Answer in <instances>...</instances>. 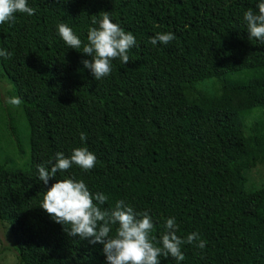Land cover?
<instances>
[{
    "label": "trees",
    "instance_id": "trees-1",
    "mask_svg": "<svg viewBox=\"0 0 264 264\" xmlns=\"http://www.w3.org/2000/svg\"><path fill=\"white\" fill-rule=\"evenodd\" d=\"M28 4L34 15L0 24V49L11 53L0 57V76L21 99L19 119L0 137V222L18 264H107L102 244L69 236L40 207L44 191L69 176L107 195L102 208L123 199L148 211L157 240L167 217L182 239L198 232L205 248L183 244L179 264H264V187L246 189L245 176L264 160V131L241 116L264 111V42L249 39L243 19L258 0ZM101 11L137 44L126 65L115 59L111 74L96 80L82 63L91 57L68 48L56 25L68 24L86 43ZM157 32L175 39L152 45ZM205 82L215 84L211 93L199 88ZM74 147L96 155L92 170L73 165L48 185L39 180L37 165Z\"/></svg>",
    "mask_w": 264,
    "mask_h": 264
},
{
    "label": "clouds",
    "instance_id": "clouds-1",
    "mask_svg": "<svg viewBox=\"0 0 264 264\" xmlns=\"http://www.w3.org/2000/svg\"><path fill=\"white\" fill-rule=\"evenodd\" d=\"M257 10L248 9L243 19L247 24L249 39L264 42V0H258ZM35 8L30 7L28 0H0V24L15 23L17 13L32 16ZM88 28L87 42L66 23L56 25L58 34L68 48L80 50L91 59L82 61L96 80L109 76L112 72V61L119 59L123 64L130 60L129 50L136 46L137 40L130 31H125L114 22L107 11H101L99 16L92 15ZM175 35L172 32H157L150 39L152 45L168 44ZM11 53L0 49V57L9 58ZM11 105H20L19 97L7 101ZM80 139L85 141L87 134L81 132ZM97 157L88 147H74L70 156L58 151L54 162L47 161L37 165L39 180L48 185L49 180L57 173L67 172L78 166L84 171H90L96 166ZM50 166V167H49ZM109 197L102 192L93 194L84 180L72 176L60 178L43 193L40 207L52 219L65 226L64 231L71 237L78 236L89 243H100L107 264H161L160 257H172L179 262L185 256L181 246L193 244L204 249L207 241L200 238L198 232H192L182 239L177 235L179 226L175 217L164 218L163 231L159 240L152 235L154 222L148 211H136L125 200H117L114 206L102 208Z\"/></svg>",
    "mask_w": 264,
    "mask_h": 264
},
{
    "label": "rangeland",
    "instance_id": "rangeland-1",
    "mask_svg": "<svg viewBox=\"0 0 264 264\" xmlns=\"http://www.w3.org/2000/svg\"><path fill=\"white\" fill-rule=\"evenodd\" d=\"M199 88L211 93L215 88L213 82H205L199 85ZM11 86L7 80L0 76V137L5 138L8 134L7 124L12 120L19 119V108L11 105L7 101L12 98ZM246 127L252 123H258L264 131L263 118L264 111L261 108H253L241 114ZM4 142V140H3ZM7 142V139L6 141ZM2 143V141H1ZM3 144V143H2ZM7 150L8 147H7ZM16 158V156H13ZM20 161V160H18ZM246 189H258L264 187V160L258 161L256 165L245 172ZM12 237L6 224L0 222V264H18L16 254L12 246Z\"/></svg>",
    "mask_w": 264,
    "mask_h": 264
}]
</instances>
